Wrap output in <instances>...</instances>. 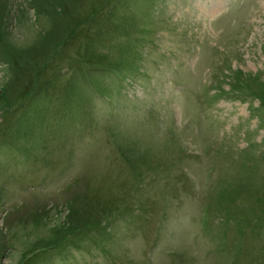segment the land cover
Instances as JSON below:
<instances>
[{
	"label": "rangeland",
	"instance_id": "1",
	"mask_svg": "<svg viewBox=\"0 0 264 264\" xmlns=\"http://www.w3.org/2000/svg\"><path fill=\"white\" fill-rule=\"evenodd\" d=\"M0 264H264V0H0Z\"/></svg>",
	"mask_w": 264,
	"mask_h": 264
}]
</instances>
